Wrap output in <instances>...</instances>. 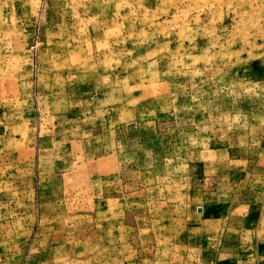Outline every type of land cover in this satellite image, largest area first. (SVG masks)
<instances>
[{"label":"rangeland","instance_id":"374dc122","mask_svg":"<svg viewBox=\"0 0 264 264\" xmlns=\"http://www.w3.org/2000/svg\"><path fill=\"white\" fill-rule=\"evenodd\" d=\"M261 41L264 0H0V264H183Z\"/></svg>","mask_w":264,"mask_h":264},{"label":"crops","instance_id":"0c3cea01","mask_svg":"<svg viewBox=\"0 0 264 264\" xmlns=\"http://www.w3.org/2000/svg\"><path fill=\"white\" fill-rule=\"evenodd\" d=\"M261 51L263 41L258 42V54ZM232 137L211 149L224 158L211 163L216 172L224 169L223 176L215 179L217 191L206 193L201 206L186 214L184 226L191 228V235L176 244L180 263L264 264V131ZM232 153H238L234 159ZM246 153L256 158L254 165L248 156L245 161Z\"/></svg>","mask_w":264,"mask_h":264}]
</instances>
